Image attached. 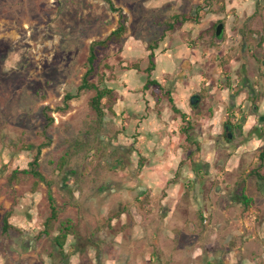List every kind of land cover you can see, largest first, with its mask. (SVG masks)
<instances>
[{
	"label": "rangeland",
	"instance_id": "rangeland-1",
	"mask_svg": "<svg viewBox=\"0 0 264 264\" xmlns=\"http://www.w3.org/2000/svg\"><path fill=\"white\" fill-rule=\"evenodd\" d=\"M109 1L123 15L125 32L96 54L90 81L97 85L101 81L112 91L110 99L101 101L102 116L98 117L88 105L93 91L82 92L63 113L54 108L61 105L65 93H74L86 69L89 44L115 29L118 12L110 11L103 0H0V264H67L70 252L82 264L109 259L110 235L119 228L111 225V219L126 210L111 199L112 183L133 178L145 159L131 154L130 143L116 142L123 130L120 125L115 129V118L105 110L112 105L115 92L122 96L126 90L131 93L139 88L128 75L143 76L147 46L156 44L157 52L175 29L181 30L176 38L187 46L211 52L198 65L201 71L215 74L211 76L214 101L221 90L226 103L227 94L246 88L255 97L249 101V110L254 107L256 113L259 108L264 114V0ZM174 15L190 19L177 20L168 30ZM218 23L222 29L215 37ZM223 27L226 33L221 38ZM129 67L136 71L126 70ZM43 108L52 119L48 125ZM238 124L233 123L232 130L216 129L218 144L227 148L210 166L214 170L231 167L223 179L229 184L234 180L227 190L229 206L236 212L242 210V232L256 233L253 243L264 247V159L258 160L264 150V115L256 116L247 132ZM252 138L258 139L255 149L240 153L235 164L237 146L247 147ZM42 144L46 145L40 149L36 170L49 184L56 212L46 232L44 221L50 214L46 187L19 173L28 168ZM240 185L249 198L246 205L235 199ZM149 202L145 201V211L158 216L159 209ZM232 214L237 215L230 209ZM65 220L69 232L59 251L53 238ZM250 245L254 247H244Z\"/></svg>",
	"mask_w": 264,
	"mask_h": 264
},
{
	"label": "crops",
	"instance_id": "crops-1",
	"mask_svg": "<svg viewBox=\"0 0 264 264\" xmlns=\"http://www.w3.org/2000/svg\"><path fill=\"white\" fill-rule=\"evenodd\" d=\"M175 30L157 52L153 50L152 70L143 76L128 75L139 88L131 93L126 90L124 96L115 92L112 105L105 110L115 118V129L120 125L123 130L116 142L133 145L131 154H138L145 162L133 172V178L112 183L115 193L111 199L126 210L111 219V225L119 228L110 235L109 259L98 264H264V247L252 241L256 233L242 232V210L237 205L236 212L229 206L227 190L234 186V180L229 184L223 179L231 167L214 170L210 166V161L221 158L227 148L218 144L219 126L226 131L232 130L233 123H240L247 132L255 125L256 116L264 114L259 108L256 113L254 107L249 110V101L255 97L246 88L236 90L233 96L227 94L230 98L226 103L227 96L221 90L214 101L211 76L215 74L201 71L198 65L211 52L187 46L176 38L181 30ZM225 33L223 27L221 38ZM126 70L136 71L132 67ZM252 139L247 147L237 146L235 164L240 153L255 149L258 139ZM237 190L246 198L242 185ZM146 197L148 205L159 209L158 216L145 211ZM230 209L237 215L230 216ZM175 239L178 241L173 243ZM233 240L236 243L230 246ZM249 244L254 247H244ZM70 254L67 264H82Z\"/></svg>",
	"mask_w": 264,
	"mask_h": 264
},
{
	"label": "trees",
	"instance_id": "trees-1",
	"mask_svg": "<svg viewBox=\"0 0 264 264\" xmlns=\"http://www.w3.org/2000/svg\"><path fill=\"white\" fill-rule=\"evenodd\" d=\"M103 1L107 4L110 11L118 12L117 26L103 40L93 41L89 44L88 55L85 61L86 69L84 73L82 74V76L80 77L79 83L77 87L75 88L74 93L73 94L65 93L62 96L61 105L56 106L54 108V111L57 113L65 112L68 108V103L72 100H76L82 92L93 91L94 95L88 100V105L90 109L95 112L96 116L101 117L102 116V109L100 106L101 101L110 99L111 90L103 86L101 81H99L98 85L92 83L90 81V77L94 73L95 63L97 61L96 54H97L98 49H105L110 41L118 40L125 32V25H124V17L121 14V12L118 9H114V7L112 6L109 0H103ZM171 19L173 20V22L167 25L168 30L172 29L174 23H176L177 20H179V22L181 23H184L188 21L190 17L185 16V15H180V16L174 15L171 17ZM155 49H156V44L152 46L150 45L147 46V50L149 53L147 55V67L145 68L146 73L152 70V66H153L152 59L154 56L153 50ZM150 84L156 85L155 82H150ZM46 110L47 108H43L42 115L46 119V122H47L46 124L48 125L52 122V119L46 115V112H45ZM45 145L46 144H42L37 148L35 155L33 156L31 162H29L28 164V168L19 171V173L24 174V175H30L31 177L37 179L39 182H42L46 187L45 197H46L49 209H50L49 217L46 218V220L44 221V231L46 232L50 223H53L56 220V212L53 208V198L50 192L49 184L43 179V177L36 170L40 149L44 147ZM262 159H264V150L258 154V160H262ZM236 199L243 205H246V203L249 201L247 198L243 196L242 193L236 196ZM6 218L7 216H4L2 218L3 231H5L8 227ZM66 222H68V220H65L64 223H61V222L59 223L58 229H57L59 233H57V235L53 238V241L58 248L61 247L62 242L65 239L67 232L69 231V226Z\"/></svg>",
	"mask_w": 264,
	"mask_h": 264
},
{
	"label": "water",
	"instance_id": "water-1",
	"mask_svg": "<svg viewBox=\"0 0 264 264\" xmlns=\"http://www.w3.org/2000/svg\"><path fill=\"white\" fill-rule=\"evenodd\" d=\"M221 29H222V25L220 23H218L216 26H215V29H214V36L215 37H218L220 32H221ZM190 103H192V99L189 100Z\"/></svg>",
	"mask_w": 264,
	"mask_h": 264
}]
</instances>
